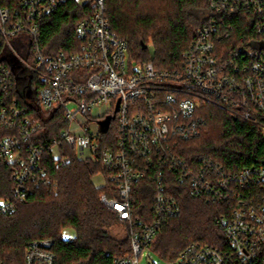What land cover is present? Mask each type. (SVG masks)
<instances>
[{"label": "built area", "instance_id": "2783aa9c", "mask_svg": "<svg viewBox=\"0 0 264 264\" xmlns=\"http://www.w3.org/2000/svg\"><path fill=\"white\" fill-rule=\"evenodd\" d=\"M68 1L0 5V127L16 131L0 140V158L14 170V196L0 199V214L46 182L43 152L63 166L67 147L76 159L99 165L92 182L97 186V176V188L105 189L100 200L126 225L130 252L111 264H139L158 230L179 214L174 183L192 198L223 205L215 219L223 241L188 243L177 264H264V155L226 171L211 159L187 161L182 147L204 129L207 102L258 126L264 139V0H207L217 16L248 15L247 32L232 38V24L210 20L171 69L127 63V43L108 21L105 0H76L90 8L75 26L77 48L46 53L39 23ZM58 111L65 123L58 136L33 142ZM141 181L151 186L142 190L151 195L149 207L135 204ZM52 246L49 239L31 241L23 264H55Z\"/></svg>", "mask_w": 264, "mask_h": 264}, {"label": "trees", "instance_id": "16d2710c", "mask_svg": "<svg viewBox=\"0 0 264 264\" xmlns=\"http://www.w3.org/2000/svg\"><path fill=\"white\" fill-rule=\"evenodd\" d=\"M13 1L0 0V5L10 6ZM104 7L113 30L126 41L135 60L151 61L160 69L179 66L183 52L210 20L232 24L235 38L247 32L245 23L250 19L245 14L217 16L211 12L207 0H105ZM89 11L88 4L81 7L76 0H69L39 23L45 52L75 50L79 42L75 26ZM230 41L222 40L227 46L232 44ZM149 43L153 46V57L147 51ZM143 44L146 47L142 48ZM16 95L14 90L9 94ZM29 111L33 113L32 109ZM201 115L204 129L197 138L182 144L187 161L195 163L200 157L207 158L226 171H236L262 160L264 139L258 126L234 118L208 102L201 106ZM60 116L58 111L53 120L49 117L47 127L36 130L32 141L57 137L65 127ZM15 134L14 129L0 127V140ZM64 149L63 155L69 160L63 166L56 165L50 154L43 152L40 165L44 169L42 180L46 182L32 186L26 198L14 200L10 213L0 214L1 264H23L26 246L41 239L53 241L55 264H111L116 256L130 252L126 225L101 202L100 195L105 189L92 182L99 165L78 160L67 147ZM13 171L0 158V199H13ZM147 184L141 181L135 185L137 207L151 204V195L147 197L142 192L144 188L151 189ZM171 188L180 207L179 214L158 230L149 248L160 258L171 261L188 243L216 245L218 239L223 241L215 224L223 205L192 198L186 186L178 183ZM67 227L74 230L71 239L63 236ZM116 229H123L124 235L117 236Z\"/></svg>", "mask_w": 264, "mask_h": 264}, {"label": "rangeland", "instance_id": "374dc122", "mask_svg": "<svg viewBox=\"0 0 264 264\" xmlns=\"http://www.w3.org/2000/svg\"><path fill=\"white\" fill-rule=\"evenodd\" d=\"M147 47H148L147 51L149 56L153 57L154 50L152 44L149 43ZM126 59H127V63L131 60L132 66H135L137 63H139L137 62V60H135V57H133L129 51L127 52ZM71 108H73V105H71ZM94 182L97 186L100 185V180L97 176H94ZM114 233H116L117 236L119 237H122L124 235L123 229H116ZM73 234H74V230L72 229V227H67L66 229L63 230V236L65 238L71 239L74 237ZM177 263H178V259L167 261L160 258L154 251H152L151 248H145L143 250V254L139 258V264H177Z\"/></svg>", "mask_w": 264, "mask_h": 264}, {"label": "water", "instance_id": "95a60500", "mask_svg": "<svg viewBox=\"0 0 264 264\" xmlns=\"http://www.w3.org/2000/svg\"><path fill=\"white\" fill-rule=\"evenodd\" d=\"M144 47H146V45H145V44H143V45H142V48H144ZM103 130H104V129H103Z\"/></svg>", "mask_w": 264, "mask_h": 264}]
</instances>
